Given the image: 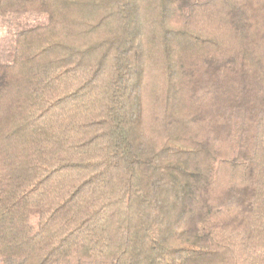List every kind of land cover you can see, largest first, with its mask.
Returning <instances> with one entry per match:
<instances>
[{"label": "trees", "instance_id": "trees-1", "mask_svg": "<svg viewBox=\"0 0 264 264\" xmlns=\"http://www.w3.org/2000/svg\"><path fill=\"white\" fill-rule=\"evenodd\" d=\"M0 27V264H264V0H0Z\"/></svg>", "mask_w": 264, "mask_h": 264}, {"label": "rangeland", "instance_id": "rangeland-1", "mask_svg": "<svg viewBox=\"0 0 264 264\" xmlns=\"http://www.w3.org/2000/svg\"><path fill=\"white\" fill-rule=\"evenodd\" d=\"M7 25H5V29H6ZM4 34V29L2 27H0V36H2Z\"/></svg>", "mask_w": 264, "mask_h": 264}]
</instances>
